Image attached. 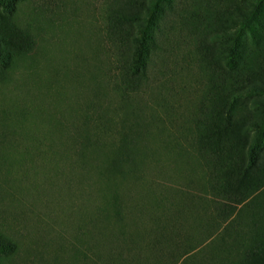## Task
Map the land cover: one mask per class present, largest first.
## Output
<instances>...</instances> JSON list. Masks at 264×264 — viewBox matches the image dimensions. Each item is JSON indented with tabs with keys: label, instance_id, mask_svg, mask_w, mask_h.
I'll return each instance as SVG.
<instances>
[{
	"label": "rangeland",
	"instance_id": "374dc122",
	"mask_svg": "<svg viewBox=\"0 0 264 264\" xmlns=\"http://www.w3.org/2000/svg\"><path fill=\"white\" fill-rule=\"evenodd\" d=\"M9 2L0 3V264H118L102 259L100 225L133 224L119 219L122 207L142 209L153 189L161 221L144 223L149 264H210L238 227L264 240V142L251 149L264 93H248L264 89V0ZM123 65L139 83L123 82ZM206 112L211 141L237 134V173L252 153L259 160L239 184L255 191L246 205L257 223L238 205L228 225L215 200L199 141Z\"/></svg>",
	"mask_w": 264,
	"mask_h": 264
},
{
	"label": "trees",
	"instance_id": "16d2710c",
	"mask_svg": "<svg viewBox=\"0 0 264 264\" xmlns=\"http://www.w3.org/2000/svg\"><path fill=\"white\" fill-rule=\"evenodd\" d=\"M0 3H2L4 6H6L7 4L11 5L10 2L8 3V0H0ZM127 14L128 13L125 12L124 9L120 14V18L121 16H123V18H126ZM144 37L148 39V36L144 35ZM142 65L143 64L141 62V59H136L135 69L138 68V66ZM121 67L123 75L122 79L126 85L139 83V80L137 82H132L133 78L130 76V70L126 68L125 65ZM248 93L249 95H253L256 93H264V89H252ZM208 116L210 118L208 112L204 113V120H206V123L199 130V141L200 148L205 152V166H207L211 171L212 191L214 193V196L216 197L215 200L218 204L222 206V209L226 211L225 219H227L226 222L228 225L231 223V220L233 218L231 215L237 210L238 205H245L244 208L247 209L244 213L245 216L252 217L250 223H257L259 217L261 216V213L258 211L259 213L257 214L253 211V203L250 205V208L248 205H246L250 204L253 201V195L255 191L252 189L250 190L249 188L245 189L239 184H241L243 181L245 171L250 168H253V166L255 167V165L256 169H259V160L257 161L255 154L252 153L249 157L248 165L242 168L243 172L237 173L236 171H238L239 168L237 162L234 163L233 157V153L238 150L240 143L239 139H235L237 134H230L225 139L219 136L215 138L214 141H211L209 139V132L211 131V129L209 128L208 124ZM217 116L220 115L217 114ZM225 116L226 119H229L227 112L225 113ZM212 120L216 121V123L220 125V123L216 120V116L212 117ZM217 130H220L221 132L225 131L224 127H218ZM258 132L259 135L256 144L251 148L253 150L256 149L259 145H261L262 142H264V126L259 128ZM229 147H231L232 150H229ZM135 159L139 160L140 157L138 155H135ZM225 164H227L228 166H226ZM233 165L235 166L233 167ZM225 176L231 178L232 180L230 182L224 181ZM153 186L154 184H151L150 189H152ZM144 195L145 193L139 194V198ZM148 200L149 202H146L147 204H143L144 202L142 201L143 208H137L136 212H134V209L133 212H131V208L135 205H132L131 207L130 204H126L122 207V217H120L119 219H124V222L125 220H132L133 224L125 222L124 226L121 228L119 226L114 225H100L98 233V245L104 254L102 258L103 261H106L105 258L109 257L107 256V254H109L111 256L114 255L115 258L113 259L116 260L118 264H149L153 263V260L155 262L156 259L154 257L153 259H151V257L145 253V239H147L145 238V235H147V233L149 232L145 231L144 223L148 216L149 218H154L153 220L155 224L161 221V199L153 189L149 194ZM116 212V209H113V211H104L105 214H109L107 218H111L112 215L116 216ZM173 217V220L175 221L174 211ZM131 226L132 228L128 229ZM243 229V227H238L236 230L231 232L230 235L227 234V237H224L225 235H222L223 239H228L223 242V247L220 250V255L218 257H210L212 259L210 264H264V240H262V238L258 239L248 237L244 233ZM225 232H227L226 229ZM121 240H123V242L125 243H131L132 247L127 246L125 250L126 252H124V250L120 249L118 246ZM0 248L5 249L6 245L0 244ZM176 263L183 264V261H178Z\"/></svg>",
	"mask_w": 264,
	"mask_h": 264
}]
</instances>
